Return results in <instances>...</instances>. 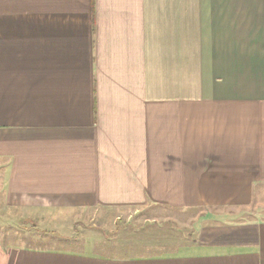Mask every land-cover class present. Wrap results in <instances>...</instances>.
Masks as SVG:
<instances>
[{"label": "crops", "instance_id": "1", "mask_svg": "<svg viewBox=\"0 0 264 264\" xmlns=\"http://www.w3.org/2000/svg\"><path fill=\"white\" fill-rule=\"evenodd\" d=\"M1 180L42 241L86 243L77 211L201 214L128 257L2 233L0 264H264V217L229 219L264 210V0H0Z\"/></svg>", "mask_w": 264, "mask_h": 264}, {"label": "rangeland", "instance_id": "2", "mask_svg": "<svg viewBox=\"0 0 264 264\" xmlns=\"http://www.w3.org/2000/svg\"><path fill=\"white\" fill-rule=\"evenodd\" d=\"M3 181H0L2 186ZM2 196V195H1ZM0 234H13L19 236L18 240L26 245L48 246L53 249H67L89 254H102L107 256H133L157 252L159 249V229H166L168 233L177 235L179 242L186 243L192 240L194 232L193 221L201 214L200 211L179 213L169 210H161L158 207H122V208H100L87 211H77L72 213L68 222H60L50 218L54 226L58 222L63 234L87 241L86 243H67L61 241H46L33 239L34 234H54L61 235L52 231L48 224L47 227H37L35 220L21 219L25 213L23 209H6L0 201ZM264 217L262 208L235 211L229 219L242 220L246 217ZM69 223V224H68ZM36 225V226H35ZM58 227V226H56ZM118 237L117 240H110ZM103 241H108L104 242ZM133 244V245H132ZM144 244V245H139Z\"/></svg>", "mask_w": 264, "mask_h": 264}]
</instances>
